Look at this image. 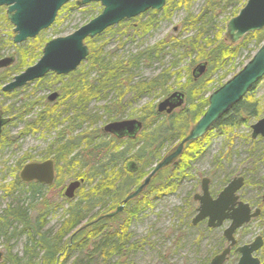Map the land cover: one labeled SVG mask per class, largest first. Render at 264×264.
I'll use <instances>...</instances> for the list:
<instances>
[{
    "label": "trees",
    "instance_id": "1",
    "mask_svg": "<svg viewBox=\"0 0 264 264\" xmlns=\"http://www.w3.org/2000/svg\"><path fill=\"white\" fill-rule=\"evenodd\" d=\"M246 1L206 0L201 10L194 16L190 9L191 0H186L187 4L182 8L186 10L187 16L183 18L182 30L185 31L190 27L199 33L196 38H182L179 34L174 42L169 39L161 40L156 42V45L147 48L145 52L137 51L135 54L125 57L114 58L115 56L105 54V51L102 50L103 47L95 45L92 39L86 40L90 47V53L86 59L87 66L81 65L78 70L67 77V81L62 77H58L56 80L61 82L59 90L62 95H75V100L71 103L72 106L74 104L84 108L95 99L97 100L101 93L105 96L107 91L116 89L115 86L118 88L119 94H123V96L133 94L135 100L144 95L154 96L153 99L157 98L158 100L159 97L169 93L172 85H178V88L185 90L188 95L185 107L169 118L162 117L160 119L155 112L154 101L142 106L138 118L143 119L145 131L137 139L139 146L136 150H134L136 142L129 140L118 143L119 141H116L112 136H105L100 128H93L91 126L93 123H89L84 130L77 131L82 127L87 117H83V111L77 110L78 107H75L74 111H78V113L60 121L66 122V125L58 131L55 140L49 143L47 154L54 156L56 166L54 185L44 188L37 182L22 184L17 178L13 180L11 187L4 186L7 192L18 193L20 197L27 194V199L30 202L26 207L25 203L23 204L21 203L23 201L19 200L17 204L7 207L0 216L2 223L0 234L8 237L7 243L10 238H13L11 232L15 229H18L19 235L24 236L25 242L22 255L12 253L8 243L5 258L0 264H63L64 259L62 258L68 257L70 253L76 251L80 256L76 257L71 264H126L130 254L143 250L150 243L151 233L144 235L143 238L133 239L129 226L134 212H131L129 207L133 201H138L140 206L144 205L145 207L142 202H147L145 201L147 196L153 197L162 194L163 191L174 190L178 180L184 175L185 162L184 165L179 161L173 166L163 168L152 179V184L138 198L127 203L120 214L111 216V218L97 219L100 215L114 211L131 191L139 187L141 179L149 175L150 169L162 158L164 149L172 144L173 140L181 142L190 129V124L197 121L207 109L209 93L223 85V82L233 76L238 69H241L246 61L241 62L238 67H233L232 71H224L216 80L212 76L229 63L235 62L232 60L243 51L247 43L254 42L257 50L264 42V28L246 34L240 43L233 44L224 36L225 26L219 27L216 24L219 15L225 14L230 5L234 8L230 15L235 16ZM4 8L0 7V19L5 22L7 18L4 15ZM230 17L226 16L225 21ZM207 19L208 21L204 24ZM127 23V25H131L129 22ZM209 23L214 24L217 31L204 40L202 39L203 30L208 28L205 25L208 26ZM96 38L98 40L100 36ZM202 40L206 45L202 44ZM204 48L205 51H203ZM173 51L176 53L174 56L181 53L183 57L188 58V62L183 68L174 71L173 66H168L153 77L136 79L135 72L138 68L140 69V64L145 65L153 61L154 58L167 56ZM21 55L18 57L15 67L0 73V90L26 64L35 62L30 56L22 55L21 59ZM0 57H3L1 53ZM251 57L249 56L246 60ZM200 61L208 63L207 74L199 81L194 82L190 70ZM183 71H185V75L182 77ZM178 78L181 80L184 78L185 81L179 84L180 82H176ZM172 79L175 80L170 84ZM214 83L216 84L215 88H213ZM6 96H9V93ZM111 103L113 104V102L110 101L109 105L111 106L106 105L105 107L109 109L108 119L114 120L124 108L121 107L119 101L117 103L114 101L115 107ZM35 104L36 102L24 104L26 112L22 113L24 110L20 108V117L29 113L30 111L27 110ZM63 104L44 105L38 116L26 125V130L42 124H45L47 131L56 128L60 124L58 119L61 111L58 110ZM255 107H258L257 103L250 101L249 97H245L232 111L224 114V117L214 126L217 130L222 131L225 128L232 129L241 125L243 123L242 116ZM113 111L116 113L115 116ZM65 112L68 113V111ZM95 121L96 125L98 121L97 119ZM204 140H199L198 144L196 141L187 143L185 149L193 148L192 153H194L201 148V143ZM23 156L24 161L19 163V170L23 163L32 159L28 154ZM130 159L140 162L137 172L128 171L124 167L126 161ZM117 165L120 167L116 170ZM147 169L149 170L147 171ZM77 179L83 180V184L74 199H66L60 192L54 196L49 195L50 193L45 195L43 193L45 189L64 188L66 181ZM192 203L188 204L186 213L193 217L195 207ZM59 209L63 210L61 217L63 220L58 230H46L47 217ZM90 221L95 222L80 230L75 236H69L80 225ZM190 221H187L189 226H191Z\"/></svg>",
    "mask_w": 264,
    "mask_h": 264
},
{
    "label": "rangeland",
    "instance_id": "2",
    "mask_svg": "<svg viewBox=\"0 0 264 264\" xmlns=\"http://www.w3.org/2000/svg\"><path fill=\"white\" fill-rule=\"evenodd\" d=\"M205 1L206 0H191L190 9L194 16L201 10ZM80 2L81 0H69L68 3L59 9L60 11L58 10V17L48 29L40 31L34 39H27V41L17 43V45L14 43L13 39L15 27L14 25L12 26L9 18H7L8 8L0 6L4 8V15L7 18L5 22L0 19L1 55L4 57L7 55H15L17 60L21 54L24 57L30 56L35 62L33 64H26L23 69L34 65L40 58V55L37 54L38 45H44V43H48L50 40L58 38L59 36L70 35V33L81 28V26L91 21V19L100 15L103 10L101 3L92 2L88 5H83ZM179 6V3L176 2L172 5L168 4L166 12L163 8L158 14H156V11H153L154 13L152 15L151 13H144V16L140 14L135 17L134 19H139L143 16L144 18H142V21L146 20V22L150 24L148 29H151V31H149L150 33L148 34L143 35L133 30L134 26H137L133 19L124 20L120 24L113 26V28H109V31L102 33L100 39L96 40L97 38H92V40L95 45L103 47L102 50L105 51V54L108 53L113 56L125 57L135 54V52L145 47L148 44L147 42L154 44L157 40L177 38L175 36L179 34H181L182 38H196L199 35L197 31L189 27L186 28L185 31L182 30L183 18L187 16V12ZM233 10L234 8L230 5L225 14L219 15L216 24L219 27L226 26V23L234 17L230 15ZM240 11L241 10H239V12ZM226 16L228 18L231 17L225 21ZM127 21L131 22V25H127ZM151 21L153 23L156 21L153 28V23H150ZM207 21L208 19L204 21V24ZM175 27H177V32L173 31ZM205 27L208 28L203 30L204 35L202 39L204 40L207 39V36L217 31L215 25L212 23H209L208 26L205 25ZM204 40H202V44L206 45ZM255 47L254 42L247 43L243 51L232 60L235 62L229 63L224 68L220 69L218 73L212 76L213 79H218L224 71H232L233 67H238L241 62H247L248 60L246 59L249 56H253L255 53ZM206 50H208V48H206ZM203 51H205V48ZM171 53L172 54H168L167 56L154 58L153 61L147 63V66H142L140 64V69L138 68L135 72V74H139V77L136 75V79L141 78V76L143 78L155 76L160 69L167 68L168 66H173L174 71H179L180 68H183L185 64H187L188 58H186V56L183 57L181 53L174 56V54H176L175 51ZM82 65L87 66V62L84 61ZM184 72L185 71L182 72V77L185 75ZM55 79L53 75H48L43 80L29 83V85L10 93L9 96L0 92V107L2 106L8 109V114L14 118L8 128V134L6 135L7 139L0 147V214L3 213L5 208L17 204L19 200L23 201L21 203H25L26 207L28 206L30 201L27 199V194H24L22 197L18 195H14L13 197L9 196L4 186L13 182V180L16 179L15 177L19 178L21 169H18V164L24 154H28L32 157L30 160L31 162L44 161V159L52 158V156L50 157V155L47 154L49 150L48 144L57 137L58 131L66 125V122H60L68 116L63 106L58 110L59 112L61 111L58 119L60 124L56 128L47 131L45 124H42L41 126L36 125L32 129L26 130V125L31 123L43 109L46 103L45 96H47L53 88H58L60 86L61 83ZM174 80L175 79H172L170 84H172ZM184 81V78L182 80L181 78L176 80V82H180L179 84ZM215 87L216 84L214 83L213 88ZM178 89V85H172L170 91ZM106 93L108 94V97H106L108 100L114 95L112 90ZM248 97L250 101H255L257 103V108L261 112L260 117L264 116V79L260 80ZM153 98L155 97L149 95L148 97H143L127 105L120 118H138L142 106L148 104L150 101H154V105L156 106L158 100L157 98ZM30 102H36V104L31 107V109L29 108V110H27L30 111L29 113H25L22 118H19V109L22 108V110H24L22 113L26 112L24 104ZM85 110H88L87 121L93 123L91 126H93V128L102 127L105 121L104 119L106 118L105 112L102 109V102L99 103L97 100V102L86 107ZM246 117L248 120L245 125H238L232 129L225 128V130L222 131L212 129L207 134L204 143H201L202 150L199 153L197 151L199 149L194 153H192L193 148H188L186 150V153L177 161H181L183 165L185 162V171L183 177H181L175 185L174 190L163 191L162 194L153 197L147 196L145 200L147 202H142V204H145V207L144 205L140 206L138 201L132 202L129 209L131 212H134V217L129 227L133 234V239L143 238L144 235L148 233H151V236L149 238L150 243H148L143 250L134 251V253L130 254L126 264H208L214 254L220 251L222 231L228 224L216 230H207L206 224L197 227H192L187 224V221L192 219V216L186 213V211H188L187 204L196 192H201V178L206 175L212 178L213 183L211 189L217 192L218 190L220 191L233 176L238 173H244L246 176V184L242 195L245 200L252 204L256 202V204H259L257 195L260 187L264 186V142H251L248 139L250 125L256 122L258 118L256 119L252 116L248 117V114ZM97 118L103 120L98 121L95 125L94 122H96L95 120ZM192 125L193 124H190L189 127L192 128ZM24 128L25 133L20 136L19 133L21 130H24ZM178 143L179 142L176 140H173L172 144H169L167 148L164 149L165 151L163 152L162 158L164 155L168 154V152L170 153ZM124 167L126 168V163ZM148 170L149 169H147V171ZM151 170L152 169H150V171ZM156 175H154L152 179ZM147 176L141 179V184L139 186L142 185V182ZM152 179L149 185L152 184ZM70 181L72 180L66 181L63 186L64 188L45 189L43 193L44 195L50 193L49 195L54 196L60 192L63 195L66 184ZM62 214V209L53 213L48 219L49 223L47 227L57 231L61 223L60 217ZM240 233L243 235V241H249L258 234L264 236V216L251 223L249 228L241 229ZM7 238L8 237L5 235L0 234V251L5 253L6 246L9 243L12 253H19L22 255L25 244L24 238L15 236V238H10L8 243ZM261 253L262 263L264 264V249ZM78 256H80V254L77 251L70 253L68 257L65 256L62 258L64 259L63 264H71ZM228 264L234 263L229 262Z\"/></svg>",
    "mask_w": 264,
    "mask_h": 264
},
{
    "label": "water",
    "instance_id": "3",
    "mask_svg": "<svg viewBox=\"0 0 264 264\" xmlns=\"http://www.w3.org/2000/svg\"><path fill=\"white\" fill-rule=\"evenodd\" d=\"M69 0H0V6L8 7L7 18L14 25L15 36L14 43H22L29 38H34L42 30L48 27L57 18L58 10L61 9ZM90 2H98L103 6L101 14L91 19L88 23L81 26L67 36H59L50 40L44 46L43 55L39 61L29 66L23 72L14 76L8 84L4 85L2 91L11 92L29 83V81L40 79L50 72L57 75L70 74L77 70L82 62H84L90 53V48L85 43L86 39L96 37L102 34L108 28L119 24L123 19H132L145 11L161 10L166 0H81L80 3L87 5ZM264 28V0H248L241 11L226 24L225 37L233 43L242 40L247 33L260 31ZM15 63L14 56L0 58V68L7 67ZM207 62H201L197 65L193 72L198 78L207 70ZM264 78V42L258 50L253 54L252 58L246 62L243 67L232 78L224 82L223 86L214 90L208 98V107L202 117L192 126L190 132L182 139L175 149L164 156L151 170L142 185L131 191L123 200V204L132 201V199L141 195L143 189L150 184L154 175L162 168L173 164L183 152L184 144L193 142L203 136L214 127L225 113L230 111L236 104L242 101L247 94ZM58 96V92H53L49 96V101L54 100ZM184 93L174 92L168 98L159 102L157 105V113H170L176 108L181 107L184 103ZM10 122V118H4L0 111V138L3 126ZM143 122L139 119H128L117 122L108 123L104 127V131H108L117 137L130 136L135 137L141 128ZM254 136L262 134L264 136V118L258 120L252 126ZM137 164L130 162L128 164L129 171H136ZM19 177L25 182L37 181L41 184L50 185L55 180L54 163L51 159L44 162H32L23 166ZM208 179H203L202 195H196L195 199L201 202L197 215L193 219V223L208 219L211 227H219L229 218L232 224L225 231L228 240L233 239V233L236 229L245 223H249L251 218L257 217L260 210L256 209L252 212L248 203L239 202L238 208L233 210V205L238 199L237 192L244 185L245 178L239 176L233 178L227 186L220 192L217 199H213L208 190ZM83 180L77 179L67 184L64 197L67 199L75 198L77 190L81 187ZM121 204L115 211L101 216L100 218H111L124 209ZM232 210V212H230ZM86 224V226H89ZM255 247L245 246L241 248L243 253L239 264H261L258 258H251L252 251L262 246L261 237H257ZM229 248H226L219 255L215 256L210 264H223L227 259ZM3 254L0 251V261Z\"/></svg>",
    "mask_w": 264,
    "mask_h": 264
},
{
    "label": "flooded vegetation",
    "instance_id": "4",
    "mask_svg": "<svg viewBox=\"0 0 264 264\" xmlns=\"http://www.w3.org/2000/svg\"><path fill=\"white\" fill-rule=\"evenodd\" d=\"M176 0H166V3H165V6L163 7L164 8V11L166 12V8H167V6H168V4L170 5H172V4H174V3H176V2H178L179 3V7L181 8V7H183V5H185V4H187L186 3V0H177L176 2H175ZM168 3V4H167ZM163 8L161 9V10H152V9H149V10H147V11H145L144 13L145 14H147V13H151V15L154 13L153 11H156V14H158L159 13V11H162L163 10ZM144 13H142L143 14V16H144ZM139 16V15H138ZM140 17L139 19H134V18H132V19H123V21L124 20H135V22L137 23H135V25H137L136 27H134L133 28V30H136L137 31V33H141V34H143V35H145V34H148V33H150L149 31H151V29H148L149 28V26H150V24L148 23V22H146V20L145 21H142L143 19L142 18H144V17ZM137 17V16H136ZM10 21V20H9ZM123 21H121V22H123ZM120 22V23H121ZM127 22H129V21H127ZM126 22V23H127ZM132 22H134V21H132ZM10 23H11V21H10ZM119 23V24H120ZM129 23H131V22H129ZM150 23H153L152 21L150 22ZM155 23H156V21L153 23V25H152V28L154 27V25H155ZM12 24V23H11ZM12 26H13V24H12ZM115 26V25H114ZM111 28H113V27H111ZM190 28V27H189ZM109 29V28H108ZM108 29H106L105 31H103L102 33H104V32H107V31H109ZM173 31H175V32H177V27H175V28H173ZM102 34H100V35H98V36H101ZM98 36H96V37H98ZM95 37V38H96ZM175 37H177V36H175ZM167 39H169V38H167ZM167 39H162V40H167ZM174 39L175 38H171V39H169L170 41H173L174 42ZM158 41H161V40H157L156 42H158ZM242 41V40H241ZM241 41H239V42H237V43H233V44H238V43H240ZM156 42L154 43V44H152V43H149V42H147L148 44L145 46V47H143L142 49H140V50H138V51H140V52H145L146 51V49L147 48H149V47H151V46H153V45H156ZM45 44L46 43H44V45H38V47H37V50H38V52H37V54L38 55H40V57L43 55V51H44V46H45ZM168 48V47H167ZM35 49V48H34ZM36 50V49H35ZM174 52V51H173ZM168 54H171V53H168ZM167 54V55H168ZM8 56V55H7ZM6 56V57H7ZM9 56H14V58H15V63H13V64H11V65H9V66H7V67H4V68H0V72H2V71H4V70H7V69H11V68H13V67H15V65L18 63V60L16 59V56L15 55H9ZM111 56H113V55H111ZM115 56V55H114ZM4 57V56H3ZM117 57H119V56H115L114 58H117ZM160 57V56H159ZM162 57V56H161ZM1 58V57H0ZM249 61V60H248ZM247 61V62H248ZM38 62V61H37ZM36 62V63H37ZM201 62H204V61H200V63ZM35 63V64H36ZM200 63H198V64H195V65H193L192 67H191V70H190V73H191V75H192V78H193V80H194V82H196V81H199L204 75H206L207 74V70L204 72V74L203 75H201L200 77H196L195 76V74L194 73H192L193 72V69L197 66V65H199ZM246 63V62H245ZM146 66H147V64H146ZM28 68V67H27ZM27 68H25V69H27ZM25 69H23V70H21L20 72H18V73H21V72H23ZM163 69V68H162ZM162 69H160L158 72H160ZM240 69H238V71H239ZM237 71V72H238ZM236 72V73H237ZM18 73L17 74H15V75H18ZM235 73V74H236ZM70 74H72V73H70ZM70 74H63V75H57V74H55L54 72H50L49 74H47V75H45V76H43V77H40V79H35V80H32V81H29V83H32V82H35V81H40V80H43L45 77H47L48 75H53V77L54 78H56L55 80H57V78L58 77H62L64 80H68V76L70 75ZM235 74H233V75H235ZM14 75V76H15ZM13 76V77H14ZM12 77V78H13ZM149 78H150V76H148ZM233 76H230V77H228L227 78V80L228 79H230V78H232ZM12 80V79H11ZM66 80V81H67ZM227 80H225V81H227ZM224 81V82H225ZM223 82V83H224ZM29 83H27L26 85H24V86H22V87H19L18 89H16V90H19V89H21V88H23V87H25V86H27V85H29ZM59 83H61L60 81H59ZM2 88H3V86H2ZM2 88H1V90H0V92H2L4 95H6V94H10V93H12V92H14V91H16V90H13V91H11V92H8V93H5V92H3L2 91ZM115 88L116 89H113L112 91L114 92V95H113V97H111L109 100L106 98V97H108V94H106L105 96L101 93L100 94V96H99V98L97 99L98 100V102L100 103V102H102V109L104 110V112H105V115H106V118L104 119L105 121H104V124L102 125V127H100V129H101V131L103 132V134L105 135V136H107V135H109V136H112L116 141H119L118 143H120L121 141H132V142H136L135 143V147H134V149H137L138 148V146H139V144H138V138H139V136L145 131V128H144V121H143V119H140V118H128V119H140L142 122H143V127L141 128L142 130H140L139 131V133L135 136V137H128V136H124V137H117L116 135H113L112 133H110V132H106V131H104V127L108 124V123H111V122H117V121H122V120H128V119H121L120 118V116L121 115H123V111L125 110V107L127 106V105H129V104H131L132 102H134V101H138L139 99H141V98H143V97H148L149 95H144V96H142L141 98H138V100H135V98H134V96H133V94H127L126 96H123V94H119L118 93V88L115 86ZM182 92V93H184V95H185V99H184V103L181 105V107H179V108H176V109H174L173 111H171L169 114L168 113H166V112H162V113H160V114H158L157 113V105L159 104V102H161V101H163V100H165L166 98H168L169 96H170V94L171 93H174V92ZM53 92H58V96L54 99V100H52V101H49V96H51V94L53 93ZM250 93H251V91H250ZM249 93V94H250ZM74 94V93H73ZM249 94H247L245 97H248L249 96ZM187 93H186V91L185 90H183V89H178V90H172V91H169V93H167V94H165L164 96H161V97H159V99H158V102H157V104H156V109H155V112H156V114H157V116H159V118H162V117H167V118H169V117H171V115H174V114H176L177 112H179V111H181V109H183L184 107H185V104H186V101H187ZM209 96H210V94L208 95V98H209ZM129 98V101L127 102V103H125L124 101H125V99L126 98ZM45 104L44 105H46V104H50V105H52V104H63V106H64V109L66 110V111H68V113H67V117H72V116H74V115H76L77 113H78V111L77 110H81V111H83L82 112V115H83V117H87L88 118V116H87V111L88 110H85L86 109V107H88V106H90L92 103H95V102H97V100L95 99L94 101H92L88 106L86 105V106H84V108H82L81 106H76V105H74L73 104V106L71 105V103L73 102V100H75V95H70V94H64V95H62V93H61V91L59 90V87L58 88H53L51 91H50V93L49 94H47V96H45ZM245 99V98H244ZM243 99V100H244ZM62 100V101H61ZM110 101H112L113 102V107H115L116 105V103L119 101L120 103H121V107H123L124 108V110L121 112V113H118V115L116 116V118L114 119V120H109L108 119V114H109V109H107L105 106L106 105H109L110 104ZM114 101H116V103H114ZM237 105V104H236ZM235 105V106H236ZM63 106H60V107H63ZM109 106H111V105H109ZM235 106H234V108H235ZM75 107H78L77 108V112H75L74 111V108ZM233 110V108L230 110V111H232ZM0 111L2 112V114H3V117L4 118H10V122L8 123V124H6V126H3V129H2V133H1V138H0V147L4 144L3 142H5L6 141V139H7V134H8V128L10 127V124L13 122V120H14V118L10 115V114H8V109H6V108H3L2 106L0 107ZM206 111V110H205ZM204 111V112H205ZM230 111H228L227 113H229ZM114 112V111H113ZM203 112V113H204ZM114 114V116L116 115V113L114 112L113 113ZM226 114V113H225ZM203 115V114H202ZM202 115H201V117H202ZM200 117V118H201ZM264 117V116H263ZM262 117V118H263ZM19 118H20V116H19ZM102 118V117H101ZM199 118V119H200ZM242 118H243V123L241 124V125H245L246 124V122H247V117L245 118V116H242ZM261 118V119H262ZM100 118H97V121H101V120H103V119H100ZM198 119V120H199ZM197 120V121H198ZM259 119H257V121H258ZM197 121H195L194 123H192L193 125L197 122ZM256 121V122H257ZM256 122H254V123H256ZM79 122L77 121V124H78ZM89 124V121H87V120H85V122L83 123V125H82V127L79 129V130H77V131H82V130H84L86 127H87V125ZM192 125V126H193ZM240 126V125H239ZM252 124L250 125V131H249V134H248V139L251 141V142H258V141H262V142H264V136L262 135V134H257V136H254V135H252L253 134V129H252ZM193 128V127H192ZM192 128H190L189 129V131L187 132V134L190 132V130L192 129ZM213 130L214 129H216L215 128V126L212 128ZM212 129H210L204 136H203V138H200V139H198V140H195L196 142H197V144H198V141L199 140H201V139H205L206 140V136H207V134L212 130ZM24 130H25V128H24ZM24 130H21V132L19 133V135L20 136H22V134L23 133H25V131ZM217 130V129H216ZM186 134V135H187ZM56 138V137H55ZM55 138H54V140H55ZM184 138V137H183ZM53 140V141H54ZM204 140V141H205ZM52 141V142H53ZM204 141L202 142V143H204ZM51 143V142H50ZM180 143V142H179ZM178 143V144H179ZM187 143H191V142H187ZM187 143H185L184 144V147H183V152L181 153V155L179 156V157H182L185 153H186V150L187 149H185V147H186V144ZM177 144V145H178ZM48 145H50V144H48ZM176 145V146H177ZM175 149V147L173 148V150ZM172 150V151H173ZM202 150V148H199V150H197L198 151V153L200 152ZM171 151V152H172ZM48 152H49V150H48ZM170 152V153H171ZM187 153H188V151H187ZM168 154H169V152H168ZM168 154H166V155H168ZM25 155V154H24ZM166 155H164V156H166ZM52 156V158H47V159H51L52 161H53V163H54V171H55V175H56V166H55V160H54V156L53 155H50V157ZM179 157L177 158V159H175V161L173 162V164L172 165H170V166H173L174 164H176V162L178 161V159H179ZM47 159H44V160H47ZM190 159V158H189ZM24 161V156H23V158L21 159V161ZM162 159H160V160H158V162H156L155 164H157V163H159L160 161H161ZM20 161V162H21ZM191 161V160H190ZM19 162V163H20ZM34 162H36V161H34ZM37 162H44V161H37ZM127 163H126V169L128 170V164L130 163V162H134V163H136L138 166H137V170L136 171H132V172H137L138 170H139V168H140V162H138V161H136L135 159H130V160H127L126 161ZM27 163H32L30 160L28 161V162H26V163H23V166L25 165V164H27ZM19 165V164H18ZM23 166H22V168H21V170L23 169ZM170 166H168V167H170ZM21 170H20V172H21ZM129 171V170H128ZM20 175V174H19ZM239 176H242L243 178H245V181H244V185L238 190V192L236 193L237 194V196H238V199H237V201L235 202V204L233 205V210L234 209H236V208H238V206H239V202H245V203H248L249 204V206H250V208H251V210H252V212H255L256 211V209H259L260 211H261V214L259 215V216H257V217H253V218H251V220H250V222L249 223H245L244 225H242V226H240V228H238V229H236L235 231H234V233H233V239L232 240H228V238L226 237V235H225V231L229 228V226L232 224V219H228V220H225L224 221V223L222 224V225H220L219 227H211L210 225H209V223H208V219H204V220H200V221H197V223H193V219H194V217L197 215V212H198V208H199V206H200V204H201V202H199V200L198 199H195V197H196V195H202L203 194V191H202V184H203V179H208L209 181L207 182L208 183V190L210 191V195H211V197L213 198V199H217V196L220 194V192L224 189V187L225 186H227V184L231 181V180H233V178H238ZM16 179H17V177H15ZM19 179H20V181H21V183L23 184V183H27V184H30V183H34V182H37V181H34V182H25V181H22L21 180V178L19 177ZM231 180H229V181H227V183H226V185L225 186H223L221 189H220V191L218 190L217 192H214L212 189H211V186H212V183H213V180H212V178L210 177V176H208V175H206L205 177H203V178H201V185H200V191L201 192H196V194H194L193 195V197L191 198V202H193L192 204L194 205V207H195V214L193 215V217H192V219H191V221H190V224H191V226L192 227H197V226H199V225H203V224H206V228H207V230H216V229H219V228H221L222 226H224L225 224H228L224 229H223V231H222V237H221V248H220V251H218L217 253H215L214 254V256L211 258V260L215 257V256H217V255H219L222 251H224L226 248H229V252H228V256H227V259L225 260V262L223 263V264H228L229 262H233L234 264H239V262H240V259L242 258V256H243V253H242V251H241V248H243V247H245V246H248V247H255V241H256V239H257V237H261V239H262V246H260L259 248H256L255 250H253L252 251V254H251V258H258L259 260H260V263L261 264H263L262 263V253L261 252H263V249H264V236L263 235H256V236H254L253 238H251V240H249V241H243V235L240 233V230L241 229H245V228H249V226L251 225V223H253L254 221H256V220H259V219H261L263 216H264V186H262V187H260V190H259V193H258V195H257V199L259 200V204H256V203H254V204H252L251 202H249V201H247V200H245L244 199V196L242 195V192H243V190H244V186H245V184H246V176H245V174L244 173H238L237 175H235V176H233L232 178H231ZM55 181H56V176H55V180H54V182L52 183V184H50V185H47V184H41V183H39V182H37L39 185H42L44 188H49L50 186H53L54 185V183H55ZM73 181H75V180H73ZM71 182V181H70ZM12 183L13 182H11L10 184H8V185H5V186H7V187H11L12 186ZM68 184V183H67ZM67 184H66V188H67ZM83 184V183H82ZM81 184V185H82ZM66 188H65V190H66ZM65 192V191H64ZM77 192H78V190H77ZM76 192V193H77ZM8 194H9V196H14V195H18V193H13L12 194V191L11 192H7ZM76 195V194H75ZM19 196V195H18ZM20 197V196H19ZM14 205V204H13ZM187 206H188V204H187ZM6 209V208H5ZM4 209V210H5ZM4 210H3V212H4ZM230 212H232V210H230ZM3 214V213H2ZM0 216H1V214H0ZM2 223L0 222V229H2ZM1 231V230H0ZM244 233V232H243ZM7 237V236H6ZM2 252V251H1ZM2 254H3V258H2V260L1 261H3L4 260V258H5V253L4 252H2ZM211 260H210V262H211ZM232 260V261H231ZM210 262L208 263V264H210Z\"/></svg>",
    "mask_w": 264,
    "mask_h": 264
},
{
    "label": "bare ground",
    "instance_id": "5",
    "mask_svg": "<svg viewBox=\"0 0 264 264\" xmlns=\"http://www.w3.org/2000/svg\"><path fill=\"white\" fill-rule=\"evenodd\" d=\"M247 34H249V33H247ZM86 61V60H85ZM142 66H146V64L144 65V64H141ZM78 69H79V67H78ZM77 69V70H78ZM76 71V70H75ZM74 72V71H73ZM137 74V73H136ZM137 77H139V74H137ZM142 77V76H141ZM153 77V76H152ZM224 84V83H223ZM221 86H223V85H221ZM220 86V87H221ZM220 87H218V88H220ZM218 88H215V89H213L212 90V92L214 91V90H216V89H218ZM212 92H210L209 94L211 95V93ZM129 101V98L127 97L126 99H125V103H127ZM248 114V117H250V116H252V117H255L256 119L258 118L259 120L263 117H260V114H261V112L258 110V108H252L251 110H250V112H247L246 114H244L243 116H245L246 117V115ZM224 117V116H223ZM222 117V118H223ZM221 118V119H222ZM264 118V117H263ZM243 119V118H242ZM218 122V121H217ZM216 122V123H217ZM90 123V122H89ZM215 123V124H216ZM214 124V125H215ZM252 125H255V123H252ZM119 167H120V165H117L116 167H115V169L117 170V169H119ZM148 187V186H147ZM147 187H145L144 189H143V191H145L146 189H147ZM124 200V199H123ZM130 202V201H129ZM129 202H127V203H129ZM127 203H125V204H123V201L121 202V204H123L124 205V209H125V206H126V204ZM189 205L191 204V202L189 201V203H188ZM120 206V205H119ZM53 213H55V212H53ZM53 213H51L48 217H47V225H46V227H45V229L47 230V229H49L47 226H48V223H49V217L53 214ZM106 214H108V213H106ZM106 214H103V215H106ZM260 214H261V212H260ZM259 214V215H260ZM103 215H100V217L101 216H103ZM62 217V216H61ZM60 217V219H61V222H62V218ZM98 218L97 220H100V219H103V218ZM105 218V217H104ZM96 220V221H97ZM90 222H92L91 224H93L95 221H90ZM89 222V223H90ZM89 223H86V224H89ZM61 224V223H60ZM86 224H82V225H80L75 231H73V232H71L70 234H69V236H71V237H73V236H75L77 233H79V231L80 230H82V229H84L85 227H88V226H86ZM90 224V225H91ZM89 225V226H90ZM60 226V225H59ZM59 228V227H58ZM58 230V229H57ZM18 231V229H15V230H13V232H11V234L13 235V238H15V236L16 237H18V238H24V236H21V235H19V233L17 232ZM258 235H260V234H258ZM1 262V261H0ZM60 262V261H59Z\"/></svg>",
    "mask_w": 264,
    "mask_h": 264
}]
</instances>
